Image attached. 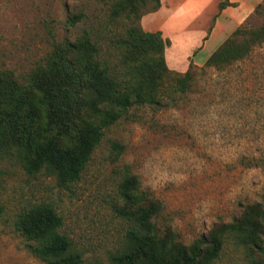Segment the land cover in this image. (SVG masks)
Segmentation results:
<instances>
[{"label":"rangeland","instance_id":"1","mask_svg":"<svg viewBox=\"0 0 264 264\" xmlns=\"http://www.w3.org/2000/svg\"><path fill=\"white\" fill-rule=\"evenodd\" d=\"M244 1L247 13L226 28L222 40L202 50L216 15L199 36L203 45L189 56L184 71L167 66L162 84L166 104L134 106L105 132L76 183L60 188L45 171L28 174L15 158L0 160V264H43L15 228L22 211L42 202L62 217V232L79 250L81 264H112L110 257L122 249L130 227L114 208L120 203L118 184L127 175L138 179L148 202L161 206L159 234L170 231L184 245L262 202L264 42L250 44L242 59L221 69L206 66L237 28L248 34L242 41H251L249 33L264 25V0ZM231 4L236 8L240 2ZM109 5L106 0H0V69L21 82L47 54L56 53L83 29L123 32L128 22L111 21ZM79 13L84 16L81 22L71 25L70 16ZM180 47L176 45L174 54H181ZM187 71L191 78L180 89L176 80ZM114 143L121 146L117 157ZM213 264H264V237L259 249L229 237Z\"/></svg>","mask_w":264,"mask_h":264},{"label":"trees","instance_id":"2","mask_svg":"<svg viewBox=\"0 0 264 264\" xmlns=\"http://www.w3.org/2000/svg\"><path fill=\"white\" fill-rule=\"evenodd\" d=\"M111 21L129 26L109 35L85 30L57 52L47 54L23 81L0 69V160L15 158L28 174L47 172L56 185L67 188L80 180L105 132L134 106H163L162 84L168 75L164 51L169 41L159 32H144L139 19L160 7V0H106ZM232 6L220 2L221 11ZM73 14L70 24L81 22ZM237 28L208 58L206 66L221 69L242 59L249 45L264 42V25L249 33ZM56 48V47H55ZM115 61V62H114ZM191 78L176 80L183 89ZM114 156L121 146L112 145ZM135 176L118 184L117 215L130 225L122 249L112 264H213L229 237L254 249L264 237V198L249 205L230 223L212 228L190 245L177 242L172 232L160 235L161 206L147 201ZM2 206L0 204V215ZM15 228L28 242L29 252L43 264H81L82 256L62 232L63 220L48 203L22 211Z\"/></svg>","mask_w":264,"mask_h":264},{"label":"crops","instance_id":"3","mask_svg":"<svg viewBox=\"0 0 264 264\" xmlns=\"http://www.w3.org/2000/svg\"><path fill=\"white\" fill-rule=\"evenodd\" d=\"M220 2L221 0H160L157 11L142 16L140 25L144 32H159L164 39L170 41V46L164 53L168 68L177 72L184 71L189 64V56L196 47L203 45L199 36L208 30L206 24L210 19L218 15L208 38L204 40L202 50L213 41L222 40L221 36L226 28L240 23L247 13V9L243 7L244 0H228L229 3L240 2L239 7L227 6L221 11L218 9ZM225 16H231V20L224 21ZM198 22H202L201 26L196 24ZM177 44L181 46L180 55L174 54Z\"/></svg>","mask_w":264,"mask_h":264}]
</instances>
